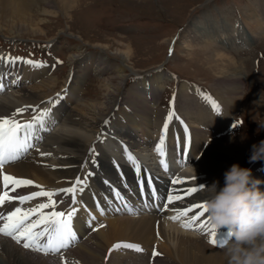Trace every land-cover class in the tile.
Instances as JSON below:
<instances>
[{"label": "bare ground", "instance_id": "6f19581e", "mask_svg": "<svg viewBox=\"0 0 264 264\" xmlns=\"http://www.w3.org/2000/svg\"><path fill=\"white\" fill-rule=\"evenodd\" d=\"M55 1L65 13L76 4L75 0ZM255 4L258 5L256 8L248 6L253 12L250 14L249 24L245 14L246 10H243L244 12L240 13L234 29L231 30L230 27L221 30L220 33L216 31V33H210L208 30V37L204 42L208 40L211 49L217 50L212 61L208 60V62H211L212 66L220 73L215 81L216 89H213V93L214 100L220 106L221 114L213 110L207 100L203 101L204 103L200 99H195L194 101H198L195 103L190 100H177L179 110L177 107H173L178 113L176 116L179 117V113L184 112L182 115L184 118H174L173 121L187 123L181 126L184 132L187 125H193L195 122L201 128L200 131L198 130L200 128L191 127L182 136V140L186 138L190 142V149L196 147L197 151L202 149V143L211 146L203 152L200 159H195L187 153V147H184V155L181 158V148L175 147L174 152L167 155L168 173H165L159 166V157L155 152V146L159 141L163 124L169 112H161L154 107L160 89L149 86L147 90H143L142 94L133 93L121 98V88L117 87L112 93L116 86L105 85L102 101L90 102L78 98L77 88V95L73 93L74 85L71 82V86L62 87L63 95L53 101L52 98H49L54 93V82L51 78L38 84L29 85L30 82L32 84L36 82L37 76L43 69L49 73V66H33L22 61L15 65H9L0 61V82L5 85L4 90L0 92V115L10 116L18 108L31 106L27 111L17 114L16 119L21 122L28 121L41 110L51 109L45 122L55 121L48 126L49 131L44 135V138L34 139L32 141L34 147L23 158L6 165L3 171L17 178L30 179L35 184L42 185L44 190L71 187L77 177L86 180L85 184L77 186L76 203L73 204V207H78H76L78 209L76 216L73 218V230L77 235V240L83 239V235L90 231V227L97 219L103 220V225L105 224L99 233L100 238L95 243L87 242V240L82 243L83 245L81 244L82 246L67 252L68 259L71 255L74 256L72 260L70 259L69 264L73 262L74 264H133L129 260L130 255H125V252L128 253L126 248H119L124 250L121 255L120 253L107 255L109 249L120 242L138 244L143 250H149L148 253L146 251H141L140 254L129 253L132 255L130 257L143 262L147 261V264H151L149 258L152 249L160 254L153 258L152 264H226L221 247L210 244L208 235L201 231L185 229L181 226L180 220L173 221L169 217L176 214L174 208H183L190 204H205L210 195L206 188L211 187L214 182H218L217 190L222 188L224 173L234 164L232 152L224 146L217 145L218 139L216 138L218 135L226 133L224 131H227L228 121L238 108L242 95L243 78L238 70V62L234 61L233 57L220 53L219 50L231 51L234 48L239 50L243 48L246 31L257 38L260 37V34H264V1L257 0ZM28 8H30L28 0H22L19 5H15L13 8L10 5L3 7V0H0V13L2 14L0 23L4 22L9 25V28L12 27L14 34L20 35L17 38H27L29 34L39 31L35 27L34 21L25 17ZM208 43L206 42L207 45ZM117 53L123 60L129 61L133 52L129 46H123ZM0 57L6 56L0 53ZM89 61L90 59H84L82 60L83 66L81 64L79 66L86 68ZM102 62L103 60L100 58L99 64ZM137 76L135 77L137 78ZM144 79L147 82L148 79ZM14 81L15 83H13ZM65 83L67 85L66 81ZM151 84L153 82L150 81L149 85ZM75 85L78 87L79 84ZM126 99L129 105H124L123 101L126 102ZM120 101L122 102L119 103ZM55 103L56 105H54ZM194 104L197 105L193 107ZM126 107L128 109L135 107L137 112L139 110L146 117L142 120L132 121L128 116L129 110L126 112L122 110ZM32 108H36V113H33ZM122 115H125V119ZM152 115L155 116L152 121L159 123H157L158 127L154 132L155 126L153 122L151 123ZM149 118V125L145 124ZM188 118H191L194 123ZM220 127H224L223 131L219 129ZM101 135H103V139ZM168 138L170 139L168 140ZM176 139L180 140L175 136V133L168 132L166 145H175ZM125 147L139 160L142 166V175L145 173L144 169L154 172L156 182L163 192L162 195L170 190L167 185H171L169 181L173 176L184 179L187 187L199 186L202 190L177 202L160 214L140 215L133 208L127 213L119 208L122 207L121 201L124 206H128L134 197L125 194L124 189L115 186L120 181V174L128 178L130 182L132 178H135L136 181L138 179L135 169L126 159ZM37 148L39 152L36 151ZM40 152L50 153V155L42 156ZM183 162L186 163L183 165ZM252 178L264 181V171L252 174ZM123 185L127 186L128 184ZM109 186L115 189L113 194L119 192L123 200L104 199L101 194L103 191L107 193L105 188ZM1 187L2 185H0V189ZM81 187L83 191L79 190ZM259 188L264 192V183H261ZM39 190L35 186H26L18 188L15 193L10 194L19 196ZM178 191H182V189ZM91 196H95L97 200L93 201ZM54 199L56 201L62 199L66 205L72 201L71 195L64 193H60ZM46 200V197H40L25 203L23 207H35L38 203ZM16 206H20L18 201L8 202L0 208V212L5 213V210L8 209L11 211ZM56 210L59 211L58 208ZM46 211H51V209H46ZM93 217L95 219H92ZM203 219L208 220V214ZM81 233L82 237H80ZM217 235L218 238L223 237L227 235V230L222 228L217 231ZM95 238V234L92 233L89 239ZM12 241L14 240L11 238L0 237V264H56L57 260L53 261L54 257H52L53 260L46 257V260L40 256L41 254L37 255L38 252L35 254L36 251L20 250L15 244H12ZM16 245L21 247L20 244L16 243ZM71 246L72 244L69 247Z\"/></svg>", "mask_w": 264, "mask_h": 264}, {"label": "rangeland", "instance_id": "374dc122", "mask_svg": "<svg viewBox=\"0 0 264 264\" xmlns=\"http://www.w3.org/2000/svg\"><path fill=\"white\" fill-rule=\"evenodd\" d=\"M21 1L3 0V7L10 5L13 8ZM28 1L30 8L25 12V17L34 21L39 31L29 34L27 38H17L20 35L14 34L12 27L9 28L4 22L0 23V53L52 65L51 72L43 69L36 82H30L29 85L51 78L54 82V93L51 96H54L61 95L62 87H66L65 81L68 83L71 80L74 85L73 93L77 95V88L78 98L90 102L102 101L105 85L116 86L112 93L117 87L121 88V98L133 93L142 94L143 90L154 86L160 89L154 107L161 112L173 107L179 110L178 99H200L202 102L206 101L205 96L215 99L213 91L220 73L208 62L212 61L217 50L211 49L208 40V45L204 42L208 37L207 32L220 33L223 29H234L243 10H246L249 24L250 14L253 12L248 6H258L255 4L257 0H75L74 7L65 13L55 0ZM245 35L244 46L240 50H219L238 62V70L243 78L242 95L238 108L232 115L240 117L243 123L234 128L231 123L227 135H218L216 142L229 149L233 163L241 167L249 161L252 145L264 140V128L260 126L264 124V34L257 38L246 31ZM123 46H129L133 52L129 61L123 60L117 53ZM100 58L103 62L99 64ZM84 59H90L86 68L79 66H83ZM144 78L149 81L146 82ZM150 81L153 84L149 85ZM75 84H79L78 87ZM196 88L207 94L198 92ZM123 103L129 105L127 99ZM122 110H129L128 116L132 121L146 117L139 110L137 112L135 107ZM183 113H179L180 118H184ZM175 114L178 113L175 111ZM122 117L125 119V115ZM154 117L151 116V123L155 126L153 132L158 127V122L152 121ZM188 119L194 123L191 118ZM149 123L150 118L145 124ZM223 128L219 129L223 131ZM198 130L201 131V128ZM209 146L204 147L205 150ZM263 167L264 160H260L255 170ZM102 228L94 232L95 239L84 241L95 243L100 238ZM0 237L6 239L2 235ZM15 246L26 250L22 246ZM37 255L53 260V254L38 252ZM73 257L71 255L68 259L66 256L64 264H69ZM55 260L54 258L53 261ZM129 260L133 264H147V261L141 262L130 256Z\"/></svg>", "mask_w": 264, "mask_h": 264}, {"label": "snow or ice", "instance_id": "6c2138e0", "mask_svg": "<svg viewBox=\"0 0 264 264\" xmlns=\"http://www.w3.org/2000/svg\"><path fill=\"white\" fill-rule=\"evenodd\" d=\"M0 61L9 65H15L18 61H23L33 66H40L39 62L24 60L22 57H0ZM13 83H15V81ZM4 87L5 85L0 82V92L4 90ZM57 95L59 96V94ZM204 98L211 104L213 110L216 112L220 111V106L211 96H205ZM28 107L18 108L10 116L0 115V185H2L3 189L0 191V208L11 201H18L20 205L14 207L13 210L7 213L0 212V235L10 237L25 249L42 252L45 255L50 253L55 254L60 252L61 249H67L71 244L77 241V235L73 230V218L76 216L78 209L71 208L67 212L57 211V201L54 197L60 193L66 195L70 194L72 203L75 204L77 186L85 184L86 180H81L77 177L71 187L57 190H44L42 185L35 184V182L30 179L17 178L3 171L6 165L23 158L34 147L32 141L34 139H40L37 135V131L44 128L45 120L51 113V109H43L39 113L34 114L30 120L22 123L20 120L16 119V116L17 114L27 111ZM32 111L36 113V108H32ZM174 118L179 119L175 114L174 108H172L168 112L159 141L155 146V152L159 157L158 164L165 173L169 171L166 139L169 124ZM185 132H187L186 127ZM186 143L187 141H185V144ZM36 151L39 152V149L37 148ZM124 151L127 161L136 171L141 194H144L147 185L149 189L148 196L152 200L160 199L163 201V203L156 205L157 208L166 210L177 202L183 201L197 191L202 190L199 186L187 187L184 179L173 176L169 181L172 186L171 189L164 195L158 196V189L154 186L152 178L149 176L147 180H145L142 175V166L139 160L127 149V147H125ZM40 155L46 156L50 155V153L40 152ZM183 155L184 145H181V158H183ZM144 172L146 173L147 170L144 169ZM26 186H35L40 190L34 191L28 195L14 196L10 194L15 193L18 188ZM178 189H182V191H178ZM79 190L83 191V188L81 187ZM115 194L119 199L123 200L119 192ZM40 197H46L47 200L38 203L35 207H23L26 202ZM144 206L147 207L148 204L146 203ZM46 209H51V211H45ZM174 211L176 214L169 217V219L173 221L180 220L181 226L185 229L201 231L203 234L210 237V244L217 245L218 247H221L225 242L226 239L218 238L217 230L211 225L210 220L203 219L207 215L206 205L204 203L190 204L183 208L177 207L174 208ZM33 217H35V219H33ZM92 219H95V217ZM100 227H104V225ZM119 248L133 249L137 252L143 251L140 245L128 242L117 243L113 245L112 250ZM152 255L155 257L160 254L154 250Z\"/></svg>", "mask_w": 264, "mask_h": 264}, {"label": "clouds", "instance_id": "9594fccd", "mask_svg": "<svg viewBox=\"0 0 264 264\" xmlns=\"http://www.w3.org/2000/svg\"><path fill=\"white\" fill-rule=\"evenodd\" d=\"M264 128V124H260ZM250 162L264 160V140L253 144ZM193 169V167H192ZM194 170V169H193ZM264 183L252 178L251 169L233 164L224 173V186L218 182L206 188L205 201L211 225L227 230L221 246L226 264H264Z\"/></svg>", "mask_w": 264, "mask_h": 264}]
</instances>
